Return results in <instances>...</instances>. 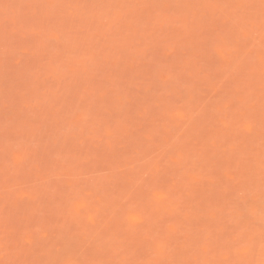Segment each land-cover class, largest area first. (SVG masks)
Returning <instances> with one entry per match:
<instances>
[{"label": "rangeland", "instance_id": "rangeland-1", "mask_svg": "<svg viewBox=\"0 0 264 264\" xmlns=\"http://www.w3.org/2000/svg\"><path fill=\"white\" fill-rule=\"evenodd\" d=\"M0 264H264V0H0Z\"/></svg>", "mask_w": 264, "mask_h": 264}]
</instances>
